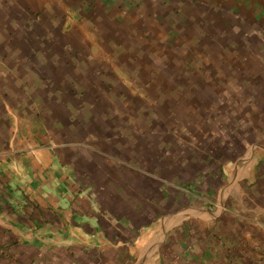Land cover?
<instances>
[{"label": "rangeland", "instance_id": "obj_1", "mask_svg": "<svg viewBox=\"0 0 264 264\" xmlns=\"http://www.w3.org/2000/svg\"><path fill=\"white\" fill-rule=\"evenodd\" d=\"M83 1L59 20L0 0V44L30 45L42 124L106 142L108 180L158 198L129 264H158L164 241L190 264H264V0Z\"/></svg>", "mask_w": 264, "mask_h": 264}, {"label": "crops", "instance_id": "obj_2", "mask_svg": "<svg viewBox=\"0 0 264 264\" xmlns=\"http://www.w3.org/2000/svg\"><path fill=\"white\" fill-rule=\"evenodd\" d=\"M81 1L18 0L19 16L66 20L84 12ZM28 50L26 43L0 44V264H129L143 228L159 216L158 198L108 180L118 168L98 149L106 142L73 141L68 120L40 122L37 102L49 94L34 90ZM164 242L158 264L160 257L163 264H190Z\"/></svg>", "mask_w": 264, "mask_h": 264}, {"label": "bare ground", "instance_id": "obj_3", "mask_svg": "<svg viewBox=\"0 0 264 264\" xmlns=\"http://www.w3.org/2000/svg\"><path fill=\"white\" fill-rule=\"evenodd\" d=\"M167 221V220H166ZM169 222V221H168ZM166 223V222H165ZM170 223V222H169ZM165 225V224H164ZM165 226H160L156 232V235L153 237V239H150L149 242L147 243V247L146 250L147 252H152L153 250H155V247L157 245V240L160 237V234H162L163 230H164ZM146 256V255H145ZM145 258L144 256H142V259L140 261V264H144Z\"/></svg>", "mask_w": 264, "mask_h": 264}]
</instances>
